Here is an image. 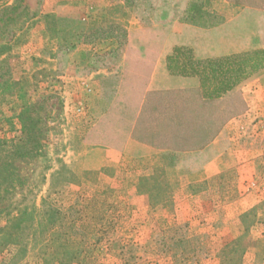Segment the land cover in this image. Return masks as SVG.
<instances>
[{"label":"rangeland","instance_id":"rangeland-1","mask_svg":"<svg viewBox=\"0 0 264 264\" xmlns=\"http://www.w3.org/2000/svg\"><path fill=\"white\" fill-rule=\"evenodd\" d=\"M6 1L14 0H0V6ZM18 1L35 16L14 31L11 49L3 56L2 71L7 69L11 86L0 93V135L7 132L8 138L18 137L13 111L23 101L37 102L42 146L40 156L20 163L26 181L21 193L11 199L23 196L24 203L38 207L44 198L46 206L53 204L61 215L50 229L40 231L38 224L30 229L21 239L22 253L15 255L13 246L0 249V264H264V221L254 222L253 214L245 220L248 237L233 245L246 228L240 218L243 232L229 239L237 232V224L231 222V209L221 205L190 206L180 216V224L175 221L158 228L155 224V229L149 222H136L141 218L139 212L135 218L134 212L127 213L128 196L119 188L122 180L103 176V169L97 168L103 159V98L110 95L107 74L119 64L123 53H130L131 41L161 37L162 32L149 27L164 26L179 0ZM237 1L257 6L264 3ZM44 14L53 15L46 20L52 30L50 38L43 31ZM253 149L259 155L251 164L252 189L264 197V140L253 142ZM219 179L224 188L228 179L234 178L225 175ZM143 194L159 198L164 192ZM164 209L154 212L174 214L173 207ZM263 209L258 208L256 216ZM121 216L127 219L124 234L119 233ZM201 217L208 223L201 224ZM134 229L143 232L135 236ZM61 238L67 239L66 246L75 254L69 262L67 255L63 263L59 261Z\"/></svg>","mask_w":264,"mask_h":264},{"label":"crops","instance_id":"crops-1","mask_svg":"<svg viewBox=\"0 0 264 264\" xmlns=\"http://www.w3.org/2000/svg\"><path fill=\"white\" fill-rule=\"evenodd\" d=\"M261 5L179 0L164 26L149 27L161 37L131 41L107 74L97 168L122 180L127 213L141 214L137 223L157 229L180 224L190 206H222L234 213L233 239L243 232L240 216L264 200L253 193L251 171L259 155L253 142L264 140V64L251 70V54L264 49ZM225 175L234 179L223 188ZM169 207L174 214L154 212ZM126 220H118L120 234Z\"/></svg>","mask_w":264,"mask_h":264},{"label":"trees","instance_id":"trees-1","mask_svg":"<svg viewBox=\"0 0 264 264\" xmlns=\"http://www.w3.org/2000/svg\"><path fill=\"white\" fill-rule=\"evenodd\" d=\"M191 6H195L191 4ZM34 13L29 14L27 11V6H21L18 0H14L12 3L8 4V1L4 2L0 6V93H4L11 86L7 75V69L2 71L5 67V58L3 56L9 52L11 49V41L14 38V31L19 29L25 21L32 19ZM51 14L42 15L41 19L45 21V26H43V31L47 37H53L52 30L48 26L49 18H52ZM42 22V21H41ZM235 58V57H234ZM239 58V57H237ZM251 70L255 71L261 65L264 64V49L257 50L251 54ZM242 70V68H240ZM23 93L19 94L21 99ZM1 99V98H0ZM17 110H14V118L19 124V136L16 138H8L0 135V234L1 242L0 249L5 247L13 246L15 249V255L23 252V248L20 245L22 237L26 236V233L36 227H40V231L50 229L57 219L60 218V211L56 209L53 204H48L46 206L45 199H41V203L38 207L34 203L28 204L24 203V197L20 199H11L13 194L21 193L22 187L25 184L26 178L21 174L20 163L27 159H34L41 155L40 148L42 142L38 140L39 132L41 131L38 127L39 118L35 111L38 109L37 102H26L23 101L21 105L18 106ZM3 115V114H2ZM3 121L7 122L9 125V119L2 116ZM53 174H50L51 179ZM42 179L45 180V174L42 175ZM149 192V191H141ZM264 208V200L250 208L247 212L243 213L240 218L244 227L245 232L242 235L236 237L234 242L231 244H238L243 238L248 237V223L245 220L253 214L252 219L255 222L264 221V212L261 215L256 216L257 209ZM264 210V209H263ZM38 217L40 219L38 220ZM35 223H34V222ZM61 245L63 250L62 258L59 261L63 263L62 259L64 255H67L68 262L74 259L75 254L68 249L66 246L67 239L61 238ZM240 243V242H239ZM244 248H242V252ZM56 253V252H55ZM224 254V251H222ZM66 260V262H67Z\"/></svg>","mask_w":264,"mask_h":264}]
</instances>
